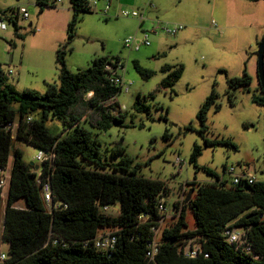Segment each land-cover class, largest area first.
<instances>
[{
    "label": "rangeland",
    "instance_id": "obj_1",
    "mask_svg": "<svg viewBox=\"0 0 264 264\" xmlns=\"http://www.w3.org/2000/svg\"><path fill=\"white\" fill-rule=\"evenodd\" d=\"M107 1L99 0L96 8L80 14L74 38L68 42V23L73 15L70 0L43 9L36 0H0L7 25L0 29V64L7 73L13 70L8 81L18 91L43 93L47 83H59V47L66 45V63L74 72L92 66L96 57H119L123 62L119 73L126 83H132L127 91L123 89L102 105L112 114L126 113L124 122L106 130L96 128L100 112L88 103L91 92L81 95L72 112L97 134L107 161L117 162L124 155L113 151L121 145L132 156L133 165L140 164L139 175L167 184V193H163L165 218L157 240L177 219L182 206L186 208L187 229L193 230L194 214L183 201L192 188L214 181L216 175L231 185L227 170L231 165L264 180V105L253 99L254 94L261 93L258 48L264 36V0H113L109 17L100 11ZM19 6L27 7L29 18L15 19L13 9ZM123 9L144 13L143 29L150 30L158 21L160 26L181 24L183 28L169 34L159 26L157 32H148L149 45L130 50L125 39L144 33L139 20L123 16ZM135 60L152 75L143 76L135 68ZM166 65L184 67L182 76L168 87L161 84L167 75L163 70ZM245 72L252 79L249 87H231L230 79ZM213 89L217 97L207 114V130L202 132L197 114ZM139 93L149 105L147 112L134 111ZM47 126L52 133L68 128L53 116ZM207 140H231L236 147L207 144ZM15 145L33 170L42 165L36 158L38 147L16 138ZM196 145L201 147V154L191 162ZM12 162L11 155L9 166ZM7 192L8 188L1 208L0 252L9 257V244L2 238ZM195 193L193 189L191 197ZM16 206L24 207V201L19 200ZM107 212L118 215L119 204L111 205Z\"/></svg>",
    "mask_w": 264,
    "mask_h": 264
},
{
    "label": "trees",
    "instance_id": "obj_2",
    "mask_svg": "<svg viewBox=\"0 0 264 264\" xmlns=\"http://www.w3.org/2000/svg\"><path fill=\"white\" fill-rule=\"evenodd\" d=\"M70 2L73 15L68 23V42L74 38L80 14L92 10L86 0ZM36 3L41 9L56 6L49 0ZM16 10L13 12L18 19ZM4 17L0 9V18ZM9 18L15 22L12 16ZM65 53L66 45L57 49L59 83H47L43 93L35 89L18 91L8 81L10 73L0 64V167L7 166L13 156L2 229V238L9 244V257L3 264H264V180L228 185L219 175L214 181L192 188L196 191L194 196L183 200L194 214L196 228L187 229L186 208L182 206L173 224L163 229L158 252L149 257L152 228L159 226L158 202L167 193V184L139 175L140 164L133 165L132 156L121 145L113 151L125 152L124 155L117 162L107 161L97 134L72 112L81 95L91 92L88 103L100 112L96 128L106 130L124 122L126 113L112 114L102 105L122 92L121 86L110 81L105 69L107 63L120 58L96 57L92 66L74 72L67 66ZM134 66L145 77L153 73L137 60ZM163 70L167 75L161 84L168 87L182 76L184 67L166 65ZM251 82L245 72L242 77L231 78L229 84L247 88ZM260 91L253 99L264 105L262 88ZM216 97L213 89L198 111L202 132L207 130V114ZM133 108L136 112L149 111L141 93ZM50 116L68 126L65 133L50 131ZM13 122H18L15 134L7 128ZM15 138L52 152V159L39 166L43 181H50L57 204L52 211L43 200L38 172L24 160ZM206 143L236 147L231 140ZM200 154L201 147L196 145L191 162ZM19 200L24 201V207L16 206ZM117 203L118 215L103 210L104 206ZM2 204L0 195V221ZM174 206L178 208V202ZM229 225L246 230L251 250L227 240L225 231ZM107 227L119 228V236L116 249L103 253L93 239ZM191 238L200 246L194 256L184 250Z\"/></svg>",
    "mask_w": 264,
    "mask_h": 264
},
{
    "label": "built area",
    "instance_id": "obj_3",
    "mask_svg": "<svg viewBox=\"0 0 264 264\" xmlns=\"http://www.w3.org/2000/svg\"><path fill=\"white\" fill-rule=\"evenodd\" d=\"M64 1L65 0H49V2L53 5H61L64 3ZM86 1L91 9L96 8L99 4V0H86ZM110 10H111V1L108 0L106 4L104 5V7L100 9V11L103 14H105L107 17H109ZM121 13L123 16H126V17L137 18L140 22L141 31L142 33H144L142 37H138L136 35L127 37L125 39V46L130 48V50H133V49L137 50L143 45H149L150 40L148 38L149 36L148 32L149 31L157 32V29L160 26L161 22L160 21L154 22L153 27L150 30H147V29L142 28L146 20L144 13L138 12L137 10H128V9H123ZM16 15L18 17H22L23 19H27L30 17L29 11L27 7L25 6L17 7ZM160 27L169 34H175L178 30L183 28V25L181 24L170 25V24L164 23V26H160ZM6 28H7V25L4 19L0 18V29L5 30ZM120 68H123V62L121 60L119 61L112 60L111 62L107 63L105 66V69L107 71L110 81L116 85L121 86L122 90L125 89L127 91L132 82H128V83L125 82L124 78L119 73ZM8 72L11 74L13 70L9 69ZM17 127H18V122L9 123L7 126V128L11 132H13V134H15L14 132H16ZM52 157H53V154L51 151H45L41 149L36 154V158L41 163L51 160ZM11 169L12 168L11 166H9V164L5 167H0V195L2 197L5 194V190L7 188L9 190L10 179H11ZM227 170H228V173L231 175L232 183L235 185L245 184V183L253 184L254 182L257 181V178L252 171H246V170L238 171L235 165H231ZM34 171L38 172L39 174L41 194L45 202V205L49 211H52L53 208L57 207V204L54 202V199H53V193H52L50 181L49 180L43 181L42 177L40 176L39 165ZM110 207H111L110 205L104 206L103 210L107 212ZM158 207H159V214H160V219L158 221L159 226H154L152 228L154 236L151 242L149 243V251L147 253L150 258H153L159 250L160 239L157 240V233L159 231L160 222L165 218V216L162 213L166 210V200L163 198V195L159 198ZM143 216L144 215H142L141 217ZM240 228L241 230H243L242 233L239 232ZM118 230L119 228H112V227L100 229L97 235L95 236V238L93 239L95 247L103 253H107L112 250H115L117 242H118V236H119L117 233ZM225 234L227 235V240L230 243L235 244L237 246H244L247 250H251V247L248 243L247 233L244 228L232 227V225H229V227L225 231ZM184 250L187 254L194 256L200 250L199 243L196 241V239L191 238L189 239L187 245L184 247ZM7 259L8 257L6 253L0 252V260L2 262H5Z\"/></svg>",
    "mask_w": 264,
    "mask_h": 264
},
{
    "label": "water",
    "instance_id": "obj_4",
    "mask_svg": "<svg viewBox=\"0 0 264 264\" xmlns=\"http://www.w3.org/2000/svg\"><path fill=\"white\" fill-rule=\"evenodd\" d=\"M258 75H259L261 88L264 92V36L261 42L259 43V48H258ZM36 167H38V165ZM192 192H193V189L189 192L186 198V201H189V199L191 198Z\"/></svg>",
    "mask_w": 264,
    "mask_h": 264
},
{
    "label": "crops",
    "instance_id": "obj_5",
    "mask_svg": "<svg viewBox=\"0 0 264 264\" xmlns=\"http://www.w3.org/2000/svg\"><path fill=\"white\" fill-rule=\"evenodd\" d=\"M110 1H111V7H112L113 0H110ZM116 1H118V3H120V0H116ZM115 7H118V6H115ZM30 24L32 25V22H30Z\"/></svg>",
    "mask_w": 264,
    "mask_h": 264
}]
</instances>
